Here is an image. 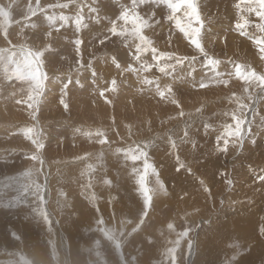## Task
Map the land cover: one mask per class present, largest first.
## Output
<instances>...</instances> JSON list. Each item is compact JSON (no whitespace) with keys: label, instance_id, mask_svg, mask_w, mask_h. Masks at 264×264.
Here are the masks:
<instances>
[{"label":"rangeland","instance_id":"1","mask_svg":"<svg viewBox=\"0 0 264 264\" xmlns=\"http://www.w3.org/2000/svg\"><path fill=\"white\" fill-rule=\"evenodd\" d=\"M9 3L10 0H0V5ZM39 3L43 8L57 0ZM238 3L240 0H198L203 21L201 43L221 61L220 72L232 71L233 61L264 72L258 47L236 29L244 16L250 21L246 30L259 35L254 27L260 22L259 17L243 12V4L237 8ZM29 4L35 7L36 0L13 3L8 26L11 45L0 33V48L23 44L35 50L51 43L52 54L45 53L43 58L48 86L37 117L45 161L38 180L52 212V224L49 226L41 217L38 200L31 191L24 190L20 175L33 167L29 156L35 148L20 132V128L36 124L25 103L29 85L0 78V264H168L166 250L171 247L168 242L193 224L201 227L193 230L196 246L190 255L185 246L183 264H230L233 255H237L238 264H264V235L260 233L264 226V183L259 180L264 175V126L259 120V116H264V100L248 101L244 82L235 76L228 85L210 83L200 88L201 79L207 82L213 73L202 67L204 57L179 31L175 21L165 18L167 9L163 7H153L156 15L152 27L145 29L144 34L158 51L197 57L193 65L187 61L177 65L170 76L155 66L143 71L144 62L156 63L151 52L143 53L137 62L131 53L139 41L124 42L107 31L111 27L109 21L116 20L121 5H129L130 0H76L66 9H47L49 15L54 11L57 15L63 12L75 17L78 5H85L83 16L87 27L77 32L70 20L59 32L51 29V38L45 37L50 29L44 13L38 12L27 21L36 24V28L25 26ZM89 4L98 12L89 13ZM138 11L145 18L151 12L147 5H141ZM177 15L183 17L182 12ZM59 24L57 21V27ZM117 24L123 26V21ZM105 35L109 39L101 45ZM77 38L82 41L79 55L74 45ZM113 55L122 67L131 63L139 71L118 70L111 63ZM89 62L96 70L95 77L87 68ZM77 68L80 70L76 71ZM66 74L73 80L69 85L67 112L59 103L60 83H67ZM55 76H59V81L53 87L49 82ZM145 77L158 78L162 89L170 84L172 96L162 99L155 84L142 83ZM112 78L117 80L116 92L100 96L99 90L108 86ZM224 78L228 79L227 75ZM76 79L84 86H74ZM233 93L245 97L244 102L254 107L257 115L253 116L252 107L245 111L246 119L253 124L245 134L243 147L230 143L228 151L221 152L216 147V136L223 131V125L234 124L231 116L225 115L237 109ZM172 99L178 104L172 103ZM205 124L210 125L207 131ZM186 127L189 135L182 139ZM77 128L80 133L74 132ZM97 129L106 133V145H101V138L95 135H83ZM169 135L176 140V148L169 144ZM148 141H151L147 149L150 162L155 165L165 191H160L156 177L149 175L147 184L154 190L150 192V215L145 217L143 230L133 233L144 198L130 173L132 162L125 160L123 153L117 154L116 149ZM177 156L185 165L179 171ZM89 164L94 170L86 172ZM136 166L140 167L141 162ZM105 180L111 183L106 184ZM227 180L232 183L227 184ZM59 192L64 196L59 197L58 204ZM99 218L104 225H98ZM169 223L174 225V231L167 228ZM99 227L123 230L128 235L119 240L108 238ZM234 244L240 248H233Z\"/></svg>","mask_w":264,"mask_h":264},{"label":"snow or ice","instance_id":"2","mask_svg":"<svg viewBox=\"0 0 264 264\" xmlns=\"http://www.w3.org/2000/svg\"><path fill=\"white\" fill-rule=\"evenodd\" d=\"M15 0H10V3L7 6L0 5V33L3 34L5 41L11 45V41L8 39V26L11 23V8ZM76 3V0H67V2L60 3L57 0L55 4H49L46 7H41L39 0H36V5L33 7L29 4L27 8V14L24 17L26 21L25 26L36 28V24L27 23L30 17L36 16L37 13H44L45 19L49 26V31L45 33L46 38L52 37L51 29H55V31L59 32L60 28H63L65 25L69 23V21H73L75 24V30L79 32L82 27H87V24L84 23L83 16V8L84 4L78 5V11L75 17H70L65 15L63 12H60L58 15L53 11L51 15L47 14V9H66L70 4ZM241 4H243V12L246 13H255L256 16L259 17L260 22L255 24L254 27L259 33L256 35L254 33H250L246 30V26L249 25L250 21L244 16L240 17V20L243 21L237 22L236 29L241 33V35L248 37L251 39L254 44L259 49V54L261 59L264 60V0H240V3L236 5L237 8H241ZM141 5H147L151 10L150 15L145 18L138 11ZM153 7L160 8L163 7L167 9V15L165 18L169 21H175L176 27L179 29L181 33L184 34L191 45H194L195 50L199 55L204 57L202 67L210 69L213 73L210 77L207 78V82L205 79H201L199 82L200 88H206L210 83L223 84L228 85L229 80L235 76L239 80L244 82V93L248 101L260 102L264 100V72H258L256 69H253L250 65L241 64L239 62L233 61V70L228 71L227 73H223L218 71V68L221 65V61L218 58L210 55L206 48L202 45L201 39H203L201 35V27L203 26V21L201 19V15L198 11L199 4L198 0H130L129 5H121L120 14L117 16L116 20H110L111 27L107 30L111 33L112 36H116L121 38L124 42L128 40L139 41V43L135 44V52L131 53L132 59L139 62L142 58L143 53L151 52V56L153 61H155V65L148 64L144 62L141 64V68L143 71H149L153 66L157 67L159 72L164 73L165 75H172V72L176 70L177 65L184 64L185 61L188 62L189 65H193L196 61V56H178L173 52L169 51H158L157 48L153 46V42L144 34L145 29H149L152 27L151 21L154 19L156 12ZM89 13H96L98 9L92 7L90 4L87 5ZM182 12L183 17L178 16L177 13ZM107 18V17H106ZM96 22H100L99 16L95 17ZM183 20V22H182ZM57 21L60 22L59 27H57ZM117 21H123V26L118 25ZM158 23V22H157ZM130 25V27H129ZM21 33H23V29H21ZM199 37V38H198ZM109 39L108 35H105L104 39L100 40V44L103 45L105 40ZM82 41L77 38L74 41L75 51L77 55L80 52V45ZM51 43H46L40 49H32L27 45H12L8 48H0V78L5 80L16 79L21 82L27 83L28 87V95L25 103L28 105L29 116L33 121H36V124H32L29 126H25L20 128V132L23 136L31 141V144L35 146L34 149L31 150V155L29 159L33 162V167L28 168L23 171L20 175L24 179V190L31 191L38 200L37 208L41 214L43 220L51 226L52 224V212L49 210V206L45 199L44 193L41 191L42 185L39 183L38 175L39 172L42 171L43 165L45 163L41 150L44 148V144L41 140V133L38 128V117L37 112L39 111V106L42 102V97L44 95L45 88L48 86L46 81H48L47 73L43 71L44 68V56L45 53L52 54ZM175 61V63H171V61ZM111 63L115 65V67L122 72H137L138 69L133 68L131 63H128L126 67H122L121 62L118 60L116 55L111 57ZM84 67L81 65V68ZM87 68L90 69L93 73V76H96V70L89 62L87 64ZM80 68H77L76 71H79ZM192 71H195V68H192ZM191 72H188L187 75L191 76ZM67 75V74H66ZM227 75L228 79H225L224 76ZM59 81V76H55L49 82L53 87L56 86V83ZM95 83V80H93ZM142 83L147 85L155 84L156 93L162 98H169L172 96V86L165 85L164 88H161L159 79H148L145 77ZM73 84V80L71 75H67V83H60V98L59 103L63 105L64 111H70V104L67 101V97L70 92L69 85ZM79 85L83 87L79 79H76L74 82V86ZM195 86V85H194ZM260 93L257 94L256 90ZM117 90V80L116 78H112L110 84L99 90V95L104 96L105 92L115 93ZM167 93V96H166ZM233 100L237 104V109L232 111L231 113H225V115H230L231 119L234 121V124H225L223 125V131L220 132L216 136V147L218 151L227 152L229 148V144L233 147L242 148L244 145L245 134L251 130V126L253 124L252 120H247L245 116V111L252 107L248 103L244 102L243 96H236L233 93ZM110 102V101H109ZM172 103L178 104L175 99H172ZM199 111V110H197ZM253 116L257 115L256 109L252 107ZM184 113L181 111L180 115ZM259 120L261 126H264V116H259ZM205 130L210 127V125L205 124ZM75 133H80L81 129H74ZM131 134V131L130 133ZM83 135L92 137L95 135L99 137V143L104 145L108 143V138L106 133L97 129L95 133L91 131L84 132ZM189 135L187 127L184 131V137L182 139L187 138ZM231 138V141L229 140ZM221 141L223 144L221 146ZM168 142L172 148L177 147V142L171 135L168 137ZM135 146L129 145L127 148H117V153H123L125 160H130L133 164L131 167L130 173L135 178V184L138 186L137 190L144 198L143 206L138 214V223L132 228V232L135 233L138 230H143L141 228L142 225H145V217H149L150 213L148 211L151 202L150 192H153V189H150L147 184V180L149 175H153L156 177V184L159 186L160 191H165L164 184L159 179V173L153 163L150 162L149 154L147 149L151 146V141L148 142H134ZM27 155V153H26ZM177 171L181 168H185V165L179 160L177 156ZM137 162H141V166L137 167ZM36 164H39L40 167H35ZM94 170V166L89 164L85 169L86 172H91ZM190 171V169H188ZM83 175V173H82ZM223 175V173H222ZM18 180L19 178H12ZM259 180L264 183V175L259 176ZM106 184L111 183L109 180L104 181ZM203 184V181H201ZM231 180H227V184H231ZM46 188V184L43 186ZM87 187H91L89 183ZM207 191V189H205ZM64 196L63 192L58 193V204L59 197ZM94 199V196L92 197ZM198 211V210H197ZM203 219V218H201ZM98 225H104V220L99 218L97 221ZM187 224V220L185 221ZM201 225L193 224L191 226H187L183 228V230L176 233V239L169 241L171 247L167 249V256L169 257L168 264H183V255L186 251L190 255L196 246V240L193 235L194 228H200ZM100 231L108 238L112 239H122L128 234H125L123 230L117 232L115 228L111 227H99ZM169 230L174 231V225L169 223L167 225ZM261 235H264V226L260 228ZM233 248L239 249L240 246L238 244L232 245ZM242 254V253H240ZM230 264H238L237 255H233Z\"/></svg>","mask_w":264,"mask_h":264},{"label":"bare ground","instance_id":"3","mask_svg":"<svg viewBox=\"0 0 264 264\" xmlns=\"http://www.w3.org/2000/svg\"><path fill=\"white\" fill-rule=\"evenodd\" d=\"M4 113V111H3ZM171 119V118H170ZM114 133V132H113ZM114 135V134H113ZM154 135V134H153ZM120 140V139H119ZM123 142V141H122ZM106 145V144H105ZM162 145V143H161ZM98 153V152H97ZM113 154V153H112ZM118 154V153H117ZM166 155V154H165ZM87 157V156H86ZM154 161V160H153ZM156 161V160H155ZM158 162V161H157ZM48 166V165H47ZM161 168V167H160ZM193 168V167H192ZM193 171V170H192ZM190 173V172H189ZM197 174V173H196ZM103 182V181H102ZM31 193V192H30ZM98 193V192H97ZM152 193V192H151ZM97 196V195H96ZM34 199V198H33ZM104 203V202H103ZM103 205V204H102ZM107 209V208H106ZM93 211V210H92ZM88 213V212H87ZM95 213V212H94ZM12 217V216H11ZM97 217V216H96ZM249 218V217H248ZM90 221V220H89ZM133 227V226H132ZM127 228V227H126ZM61 242V241H60ZM135 242V241H134ZM45 243V242H44ZM163 244V243H162ZM45 246V245H44ZM63 247V243H61V249ZM63 250V249H62ZM111 250V249H110ZM167 251V250H166ZM165 252V251H164ZM62 253V252H61ZM157 255V254H156ZM195 255V254H194ZM212 255V254H211ZM166 256V255H165ZM116 258V257H115ZM163 258V256H162ZM196 258V257H195ZM214 259V258H213ZM109 260V259H108ZM115 260H118V259H115ZM193 260V259H192ZM149 261V260H148ZM165 261V260H164ZM217 261V260H216ZM192 262V261H191ZM66 263V262H65ZM124 263V262H123ZM157 264V263H156ZM212 264V263H211Z\"/></svg>","mask_w":264,"mask_h":264}]
</instances>
